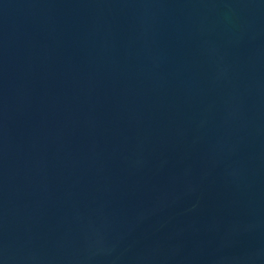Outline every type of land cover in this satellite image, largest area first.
<instances>
[{"label": "water", "instance_id": "obj_1", "mask_svg": "<svg viewBox=\"0 0 264 264\" xmlns=\"http://www.w3.org/2000/svg\"><path fill=\"white\" fill-rule=\"evenodd\" d=\"M0 264H264V0H0Z\"/></svg>", "mask_w": 264, "mask_h": 264}]
</instances>
